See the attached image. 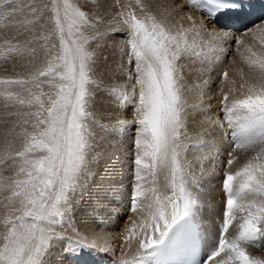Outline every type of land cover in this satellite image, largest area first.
Segmentation results:
<instances>
[{
	"label": "snow or ice",
	"instance_id": "obj_1",
	"mask_svg": "<svg viewBox=\"0 0 264 264\" xmlns=\"http://www.w3.org/2000/svg\"><path fill=\"white\" fill-rule=\"evenodd\" d=\"M92 2L99 7L98 0ZM186 6L207 9L209 16L241 7L238 0H187ZM136 8L140 15L128 5L101 30L97 25L106 23L105 18L82 10L73 0H0V16H31L24 21L31 26L25 32L33 33L23 43L5 40L0 54L7 59L34 56L37 46L44 51L43 64L27 78H0V97L5 107L17 108L9 115L20 121L19 147L0 155V166L15 169L13 176L0 175V195L9 193L0 199L5 209L0 214V264H47L60 241H67V252L101 250L78 230V240L63 231L72 224L75 206L94 181V168L103 155L98 150L103 137L95 128L120 135L134 123L131 211L139 219L126 229L124 240L128 247L135 243L136 255L119 264H166L174 255L188 257L185 264H264V257L247 250L264 239V57L248 58L250 66L259 69V79L241 97L223 96V118L208 117L206 127L190 132V117L199 106L189 105L184 96L183 58L194 48L189 34L203 32L217 42H226L228 34L209 29L203 21L197 24L192 17H187L191 28L169 26L142 0H136ZM116 33L123 34L127 62L135 68L134 77H128L134 79L130 95L135 120L117 118L105 125L94 112L102 88L97 49L105 36ZM44 84L49 91L43 90ZM128 87L114 84L104 90L123 104L130 100ZM209 128L230 143L223 165L224 218L215 238L202 222L204 189L182 160L188 150L185 141H202Z\"/></svg>",
	"mask_w": 264,
	"mask_h": 264
},
{
	"label": "bare ground",
	"instance_id": "obj_2",
	"mask_svg": "<svg viewBox=\"0 0 264 264\" xmlns=\"http://www.w3.org/2000/svg\"><path fill=\"white\" fill-rule=\"evenodd\" d=\"M127 1L128 0H122V2H125L124 4H126ZM250 1H252L259 8H262L264 10V0H250ZM142 2L148 4L150 10L154 14H156L159 19H162L169 26H182L184 29L191 28L193 22H192V20L187 19V17H192L193 20H195V22L197 24H199L201 21H203L208 26L209 29L214 30L217 33H227L228 34V38H227L226 42L214 41L211 36H208L207 34H205L203 32L201 33L200 36H193V34H191V33L189 34V41L190 42H194V46H197L198 49L195 47L197 51H193L191 55L183 58L184 80L185 81L189 80L190 81V82L188 81L189 84H191L192 86H195V87L197 86V88L199 87V89L201 88L202 83H201V85L199 84L200 85L199 86L198 82H200V81H197V80L200 79V78L201 79L203 78L202 77L203 75H202L201 71L199 70L200 68H203V66H204V72L206 71L205 74H207V75L204 74V76L208 77L206 79L207 82H211V80L213 81L214 77L212 79L211 70L213 71L215 68H218V67H219V69L220 68L223 69V67H222L223 65L222 64H223L224 61L219 63V62H216V60L223 59L224 53L226 52V50L229 48L230 44L232 43L231 39H233V40L240 39V41H242L243 39L246 40V38H249L247 35L250 34V33H248V34H246V33L251 31V30H253L254 26H259V28H260V26H261V28L264 27V11H263V13H260V12L256 13L258 10L250 11V10H247L246 8H239L238 10L230 12V13L225 14V15L209 16L207 9L196 10L194 8L187 7L186 6L187 5V0H178V1L177 0H142ZM100 3H101V1H100ZM129 3H131V7H134V9H136L137 14L140 15V12H139L138 8H136V0H131V1H129ZM20 17H22V18H20ZM24 17L22 15L19 16V19H21V20L16 19V16L14 17L16 20H18L17 25L14 28L15 29L14 32L16 30L17 31L18 30L22 31V29H26L25 26H24V21L27 20V19H30V17L29 16H26L25 18ZM234 17H237L239 21H247L246 22V26L247 27L244 30H242V31H235V30H232L231 28L225 27L224 26V22L227 21V20H231ZM3 19H4V17H0V45L1 46L4 45V41L5 40H8L9 35H11V33L8 32V30L10 31L11 27H13L12 24L9 25V23L12 21L13 18L12 19L10 18V20H11L10 22L7 21L8 18L4 19V20ZM23 19H25V20L23 21ZM5 21H7V23ZM105 24H107V23H105ZM26 26H29V25H26ZM29 28H30V26H29ZM256 28H258V27H256ZM255 31H256V29H255ZM28 34H29V37H30V35H31L30 31H28ZM13 35H15V34H13ZM17 35H18V33H17ZM15 38H17V37H15ZM18 38H20V37H18ZM241 38H242V40H241ZM108 39H110V38H108ZM118 40H120V39H118ZM248 40H246V41H248ZM122 41L121 40H120V42L117 41L118 44L120 43V46L122 45L120 47L121 51L127 49V45H123L124 42L122 43ZM203 41H204L205 44L202 43ZM240 41H238V42L240 43ZM244 41H242V42L244 43ZM236 42H234V44H236ZM113 44H116V43L113 42ZM124 44H126V43H124ZM111 46H112V44H111ZM235 46H238V44L235 45ZM110 47H109V49H111ZM115 47H116V45H115ZM252 48L254 49V47H252ZM104 50L105 49H103V51ZM117 50H118V48H117ZM103 51H101V52H103ZM119 53H121V52L119 51ZM115 54H116V52H115ZM117 55H118V52H117ZM21 58L24 59L25 61H27L26 69L29 70V72L33 71L34 67H37L40 64L39 63L40 57H39V60H38L37 53H35L34 56H30L27 53H25V55L23 57H21ZM100 58H101V61H102L101 67H103V68H101V67H99V68L103 69V70H106L107 72L105 74L100 72L99 78L102 79L103 81L104 80L106 81V80L113 79L116 76H117L116 78H118L117 74L119 73V71L117 73V71H114V68H110L111 70L109 71V66L110 67L112 66V63H111L112 61L111 62H109V61L107 62L108 59L107 60L104 59V57L102 55H101ZM15 59L13 57L10 60V63L7 66H4L3 63H0V78H5V77L9 78L10 77V75L6 74V70L7 71L10 70V69H11V71L13 70L12 67H13V62H14ZM23 61H22V64H23ZM187 62L190 65H188ZM17 65H19V64L16 63V67L19 70H17V68H16L17 72H16L15 76L14 75L12 76L13 78H17V77L21 78V76H20L21 72H20V68H19L20 65L19 66H17ZM126 65L127 64H125V66ZM187 66H189V67H187ZM225 68H226V65H225ZM228 70L231 71L232 70L231 67ZM220 71H222V70L220 69ZM236 71L238 72V70H236ZM103 72H105V71H103ZM14 74H15V72H14ZM121 75L122 74H119L120 78H121ZM217 75H218V73H217ZM237 76H239V74H236L235 70L230 72L231 80L236 79ZM246 76H247V82H248V77L249 76L247 74H246ZM239 79L240 80H238V82L236 81L238 87H239V83H244L245 82L247 84L246 81L243 82V80H244L243 78L241 79L239 77ZM124 80H125V78H124ZM241 80H242V82H241ZM249 80H251V79H249ZM119 82H121V81H119ZM131 82L134 83V79H130L129 84H131ZM236 82H234V83L236 84ZM230 83H232V82H230ZM122 84H126V81H123ZM246 84L245 85L242 84V85H244L245 89L247 88ZM207 86H209V88H212V87H210V86H212L210 84L207 85ZM240 87H242V86H240ZM203 88H205V87H203ZM199 89L198 90H194L193 87H192L189 90H192V91L194 90L196 92V96L198 98H201L197 93H199L200 91L202 92L203 90L205 91L206 89H203V90H200V91H199ZM207 89H208V87H207ZM0 90H2V89H0ZM211 91H212V89H211ZM207 92H209V91H207ZM207 92L205 94H207ZM189 93L192 96V93L190 91H189ZM235 93H236V91H235ZM237 95H238V93H236V96ZM239 95H243V93L242 94L239 93ZM186 96H187V92H186ZM202 97H204L203 94H202ZM216 97L218 98V96H216ZM131 98L132 97L130 96V100H131ZM194 98H195V96H194ZM195 100L199 101V99H195ZM210 100H209V102L206 105L204 104L206 111H204V110L203 111L206 112L209 117L215 119V118L218 117L217 116L218 112H217V110L215 108L216 107L215 103L213 104V102H212L214 99L213 100L210 99ZM192 102L193 101L189 100L188 104L190 103V105H191ZM5 103H6L5 100L2 97H0V120H1V118L3 119V117H5V114L7 113L6 110L8 111V114L11 113V112L17 111V108H15V107H11V106L5 107ZM134 103H135V101H134ZM127 104H129V103L127 102ZM130 104H132V103H130ZM193 104L194 103H192V105ZM219 104H221V102H219ZM122 105H124V104H122ZM119 106L122 107V109H119V110L120 111L123 110V106H121V103H120ZM198 106H202V104L198 105ZM114 107H116V106H114ZM106 109H107V107H106ZM126 109H124L123 112ZM196 111H198V110H196ZM121 112L120 113H116L115 112V116L113 115V117H110L109 119L106 117L105 122L106 121L107 122L108 121H116L117 118H119V119H127L126 117H129L128 114L127 115L125 114L126 112L125 113H121ZM105 113H106V110H105ZM8 114H6V115H8ZM109 114H111V113H109ZM195 114H196V112L193 111L192 115L190 117L189 130H190V128H192L191 132H192L193 128L195 129V131L201 130V129L198 130L196 127H194V125H197L200 122H204L202 120H205V119L202 118L203 116L202 117L201 116L195 117ZM201 115H204V114L202 113ZM219 115H222V114H219ZM205 116H207V115H205ZM208 116H207V118H208ZM6 118H7V116H6ZM11 118L12 119H10L8 117L9 120L8 119H5L6 121L4 120L5 122H7V121L9 122L8 123L9 126H7V129H5V130H8V127H13L12 128V133L14 131H16V132L12 136H11L10 133H8L10 131H5L6 133H4L3 135L0 134V155H4V154H6V152H9V151H14L16 148L19 147V144H20V138L18 136V133L20 131V121H19V119L16 116H12ZM219 119H220V117H219ZM1 123H3V122H1ZM1 123H0V125H2ZM6 124L3 123L4 126ZM103 124H105V123H103ZM14 125H15V130H13L14 129ZM201 127H205V126L201 125ZM29 128H30V126H29ZM1 129L2 128L0 126V130ZM9 130H11V128H9ZM212 130H213V132H211V135L213 134L214 137L212 136L213 137L212 138L210 136L211 137L210 140L213 139V141L211 142L210 145L204 143V146L200 145L199 147H196L195 144H197V142L195 143V139H193L194 140L193 142L195 144L192 143V140H186V144L188 142L190 145L193 144L196 147V148H193L194 146H192V148L190 147V149H189L190 150L189 151L190 152L189 153L190 156L189 157L192 158V159L195 158V160L197 162V167L195 166V168H194V165H193V168L194 169L197 168L195 170L196 172L198 170L197 173L201 172V171H199V169L202 168V173H200L198 175H202L204 177H207L206 179L208 181L205 179L207 181L206 185H207V183L209 184V181H210L208 179V177L211 178V179L212 178L214 179V177H217L218 175H220L221 172L225 169L224 168L222 170L220 168L219 163L217 162L218 157L220 156V154H219V156L218 155L215 156L217 158H214L213 153L218 149L219 152H224V153H221V154H226V156H227V149H228V146L230 144L229 140H228V142H225V139L221 138L219 130H214V129H212ZM95 131L98 132L97 133L98 136L103 137V140L100 143V145L102 146L103 151L99 150L100 152L103 153V155H102V157L100 159V162L98 163L100 165V167L96 168L98 170V175L95 178V180L91 183V188L93 190H91L86 196L84 195L85 200H87V202L90 201L89 203H86L87 207H88V204L90 206L88 208L85 207V211H83L81 209L80 211L77 210L75 212V215L79 214V215L75 216V218H74V222H75L76 226H74V227H71V226L66 227V233H65L66 235L65 236L71 237L72 240H78V239H80V236L77 235V231H76V230H78V232L81 235H87L90 238L94 239L96 244H97V246L101 250L93 251V250L85 248V249H80V250L75 251V252H67V251H64V249L68 246L67 241H60V242H57L55 247L52 248L51 254L47 257V264H119V262L121 260H123L125 258L131 259L133 256L136 255V245H135V243H133L131 247H128L126 242H125V240H124V235H125L126 229H128L131 226L133 221H138V219H139L138 215L136 213H127V214H125L122 211L124 206L121 207L122 209H120V207H119L117 210H112L110 212L109 209H112L113 208L112 206H111L112 208H110L108 203L99 202V200H97V198H96L97 197L96 195H95L96 199L93 198V196H94L93 192L96 189V186H98L99 184H101L103 182L104 183L107 182V184H105V186H107V191L108 192H110L109 190L112 189L113 193H111V194H113V196L111 197L112 198L111 202H114V204H112V205H115L116 201L121 200V198L124 199V196L126 197V195L129 194L128 191L130 189H128V191H127V187H128V184H130L129 183V178H130L129 173L131 171L130 172L128 171V164H130L132 162H130L129 159L126 160V158L129 157V153H130L129 152L130 151L129 150V146H130L129 142L132 140V137L129 136V134L132 131L130 129H128L127 131H125L122 134V136H120V135L117 136L118 138L120 137V139H117V137L115 138L116 134H114L112 132L102 131L99 128H95ZM195 131H193V132H195ZM230 132H231V130H229V133ZM8 135L10 137H8ZM209 135H206L208 137H206L205 135L204 136L209 139ZM198 142H203V140L202 141H198ZM213 142H216V143H214L215 147H213ZM108 146L111 147V148L110 149L107 148ZM224 147L226 149H224ZM7 150H9V151H7ZM104 150H105V152H104ZM227 157H224V158H226V161H227ZM222 158H223V155H222ZM102 159H104V160H102ZM215 160L218 163V165H215V164H217V163L214 162ZM103 161H105L104 165L102 164ZM106 161H108L109 163H106ZM221 161L222 160H220L219 162H221ZM224 162L225 161H222L223 165H224ZM191 165H192V163H191ZM2 167L3 166H0V168H2ZM13 169H14V167L7 166V167L4 168V171L2 169V172H5V176H8L9 173H11ZM133 175H131V176H133ZM198 179H199V176H198ZM201 180H202V177H201ZM163 181L165 182V180L162 179V182L160 184L161 186H163L162 184H164ZM212 185H213V183H212ZM131 186H130V188H131ZM101 188H103V186H101ZM206 190H208V192L204 191L205 194H203V193L201 194L202 200L204 202V208H203V211H202V214H201L202 215V222H203L205 228L207 229L208 233L213 238H215L216 235L218 234L219 227H220V225L223 222V218H224L223 214H224V211H225L226 198H225V194L223 192V189L221 190V192H217V191H215V189L211 190V191H209V189H206ZM8 194L9 193L5 192L3 195H8ZM3 195H0V199H3ZM85 200H84V202H85ZM123 203H124V201H123ZM79 204H81V202ZM120 205L122 206L123 204H120ZM116 206H118V205H116ZM79 208H81V207H79ZM114 208H115V206H114ZM127 208H128V206H127ZM100 210H101V212H100ZM130 210H131V208H128L127 211L131 212ZM4 211H5V209L3 208L2 205H0V214H2ZM78 216H79V218H81L83 220L82 224H77V221H78V223H80V220L75 221L78 218ZM238 218H239V215H238L237 219ZM84 222H85V224H84ZM0 230H2V226H0ZM116 241L119 242V249H118L117 252H114L115 246L118 245L117 244L118 242H116ZM115 244H117V245H115ZM104 248H107L108 250L104 251L103 250ZM106 252H107V255H108L107 258L104 256Z\"/></svg>",
	"mask_w": 264,
	"mask_h": 264
},
{
	"label": "rangeland",
	"instance_id": "obj_3",
	"mask_svg": "<svg viewBox=\"0 0 264 264\" xmlns=\"http://www.w3.org/2000/svg\"><path fill=\"white\" fill-rule=\"evenodd\" d=\"M100 1H101V3H100ZM129 1H131V0H128L127 2H126V4H124L125 2H122V0H98V3H99V7L97 8L94 4H93V2H92V0H73V2H75V3H77L79 6H81V8H82V10H85V11H88L89 9H91V11H94V12H97V14L98 15H100V16H103L104 18H105V21H106V23L107 22H112V18H113V16L115 15V13L117 12V11H119V10H127V6L128 5H131V3H129ZM178 1V0H177ZM45 2H46V0H45ZM117 5L119 6V7H117ZM102 7V8H101ZM133 9H134V7H132ZM139 10V9H138ZM19 16H21V15H19ZM19 16L17 15L16 16V19H18V20H21V19H19ZM23 17H24V15H22ZM0 17H2V16H0ZM26 17V16H25ZM24 17V18H25ZM30 17V19L32 18L31 16H29ZM13 18V19H12ZM20 18H22V17H20ZM5 19V18H4ZM3 19V20H4ZM11 19H12V21L10 20V18H8V22H10L9 23V25H13V27H11V29H10V31L8 30V32H10L11 33V35H9V38H8V40L9 41H11V42H20V43H23V41H25V40H27V39H30L31 37H32V32L30 31V37H29V34H28V31L24 34V36L23 35H20L19 33H21V32H25V29H22V31L21 30H16L15 32H14V28L16 27V25H17V22H18V20H16L14 17H11ZM15 19V20H14ZM25 19H23V21H24ZM7 21H5L6 23H7ZM13 22V23H12ZM24 26H25V28H29V26H26L25 25V23H24ZM108 26V23L107 24H105V23H103V24H99V25H97V27L98 28H100L101 30H103V29H105L106 27ZM31 27V26H30ZM247 26H245V27H243V28H241L239 31H242V30H244L245 28H246ZM256 27H258L259 28V26H254L253 27V30H251V31H249V32H247L246 34H248V33H250V34H248L247 36L249 37V38H246V40H248V41H246L245 39H243L242 40V38H241V40L242 41H244V43H239L238 41H240V39H238V40H233V39H231V44H230V46H229V48L226 50V52L224 53V55H223V59H218V60H216V62H219V63H221L222 61H224L223 62V69L222 68H220L222 71H220V69H219V67L218 68H215L213 71L211 70V72H212V79H213V77H214V79H213V81L211 80V82H207V76H204V74H205V72H204V64L202 65L203 66V68H200L199 70L201 71V73H202V79L200 78V79H198L197 81H200V82H198V85L200 84L201 85V83H202V86H201V88L199 89V87L197 88V86L195 87V86H192L191 84H189V82L188 81H183V83H184V85H185V92H184V96L186 97V100H187V102L189 101V100H191V101H193L192 103H194L193 105H201L202 104V106H199L198 107V111H194V112H196V114H195V117H199V116H203L202 118L203 119H207V116H208V114L206 113V112H204V111H206V109H205V105L209 102V100L210 99H214L212 102H213V104L215 103V108H216V110H217V118H219L220 117V119H222L223 118V113L220 111V105L221 104H219V102H221L222 101V99H223V96L225 95V94H227L228 96H229V100H231V99H233V98H238V97H241L242 95H239V93H245L246 91H247V88L245 89V87L243 88V87H240V86H242V84H246L244 81H246L247 82V76H246V74L249 76L248 77V82H247V84H246V86H248V85H250V84H252L253 82H256V81H258V79H259V69L258 68H255V67H253V66H250V64L248 63V58L251 56V58L252 59H256L257 57H264V27H262L261 28V26H260V28L258 29V28H256ZM13 28V29H12ZM255 29H256V31H255ZM254 32V33H253ZM17 33H18V35H17ZM13 34H15V35H13ZM252 34V35H251ZM26 35V36H25ZM257 35V36H256ZM251 36V37H250ZM15 37H22L21 39L20 38H15ZM119 37V38H118ZM243 37V36H242ZM24 38V39H23ZM108 38H110V39H108ZM120 39L121 41H122V43L124 42V43H126L125 42V40H124V37H123V34L122 33H116V34H114V35H107V36H105L104 37V39H103V42H102V46L100 47V48H98L97 49V51H98V53H99V56H98V64H97V69H98V71H97V75L99 76L100 75V72H102L103 74H105L107 71L106 70H103V69H100L99 67H101V64H102V61H101V55L104 57V59H108L107 60V62L109 61V62H111L112 63V66L110 67L109 66V71L111 70L110 68H114V71H117V73H118V71H119V73L117 74L118 75V78H116V77H114L113 79H110V80H102V79H100L101 80V82H102V88L100 89V90H98L97 91V93H96V99H95V101H94V112L97 114V116L99 117V119L101 120V122L102 123H105V125H112V124H114L115 123V121H106L105 122V119H106V117L109 119L110 117H113V115L115 116V112L116 113H120L121 111V113H125L126 115L128 114V116L129 117H126L127 119L126 120H135V111H134V109H135V103H134V98H131V100H129V104H127V102L126 103H123L124 105H122L121 104V106H123V110L124 109H126L124 112H123V110H119V109H122V107H120L119 105H120V102L119 101H117L116 99H114L112 96H110V95H108L107 94V92L104 90V89H106V88H108V86L110 85H114V84H122V82L123 81H126V84H122V85H127V86H129L128 87V92H129V94L131 93V85H133L134 83L133 82H131V84H129V81H130V79L128 78L129 76L128 75H132V76H134V74H135V68H134V66L133 65H130L128 62H127V56H126V50H122L121 51V49H120V47L122 46H120V43L118 44V42H120V40H118V39ZM118 41V42H117ZM237 41V42H236ZM113 42H115L116 44H113ZM234 42H236V44H234ZM246 42V43H245ZM251 42V43H250ZM123 43V45H126V44H124ZM203 44H205L204 43V41L202 42ZM111 44H112V46H111ZM201 44V43H200ZM199 44V45H200ZM238 44V46H235V45H237ZM115 45H116V47H115ZM1 46V45H0ZM3 46V45H2ZM93 48H95L96 47V44L95 43H93L92 45H91ZM111 46V47H110ZM118 46V47H117ZM105 47V48H104ZM109 47L111 48V49H109ZM197 48V46H194V48H193V51H197L196 50V48ZM252 47H254V49L252 48ZM39 46H37V55H38V60H39V57H40V60H39V65L38 66H41L42 64H43V61H44V51H43V49L42 48H40ZM113 48V49H112ZM116 48V49H115ZM117 48H118V50H117ZM102 49V50H101ZM103 49H105L104 51H103ZM120 49V50H119ZM195 49V50H194ZM198 49V48H197ZM249 49H251V51H249ZM101 51H103V52H101ZM119 51L121 52V53H119ZM253 51V52H252ZM115 52H116V54H115ZM117 52H118V55H117ZM102 53V54H101ZM252 53H256V56L255 57H253L252 56ZM107 54V55H106ZM114 54V55H113ZM40 55V56H39ZM14 57V62H13V67H12V71H11V69L10 70H6V74L7 75H10V77L9 78H13L12 76L14 75H16V72H17V70H19L17 67H16V63L17 64H19V65H17V66H19V68H20V72H21V74H20V76H21V78H27L28 76H29V70H27L26 69V67H27V61H25L24 59H22L20 56L18 57H16V55H13V56H10V57H8L7 59L2 55V54H0V63H3V65L4 66H7L9 63H10V60L12 59ZM117 57V58H116ZM125 57V58H124ZM18 59V60H17ZM20 59V60H19ZM24 60V61H23ZM105 60V61H106ZM125 60V61H124ZM19 61V62H18ZM22 61H23V64H22ZM114 62V63H113ZM226 62V63H225ZM125 64H127L126 66H125ZM187 64H188V62H187ZM202 64V63H201ZM23 65V66H22ZM118 65V66H117ZM188 65H190V64H188ZM225 65H226V68H225ZM37 66V67H38ZM187 67H189V66H187ZM230 67H231V71H234L235 70V72H236V74H239V76H237L236 77V79H233V80H231V77H230V72L231 71H229L228 69H230ZM250 67V68H249ZM16 68H17V70H16ZM101 68H103V67H101ZM116 68V69H115ZM128 69V70H127ZM219 69V70H218ZM127 70V71H126ZM236 70H238V72L236 71ZM103 71H105V72H103ZM126 71V72H125ZM217 71V72H216ZM14 72H15V74H14ZM243 72V73H242ZM256 72V73H255ZM111 73V72H110ZM116 73V72H115ZM216 73V74H215ZM217 73H218V75H217ZM224 73H227V78H225V76H224ZM28 74V75H27ZM119 74H122L121 75V78L119 77ZM205 75H207V74H205ZM125 78V80H124V78ZM239 77L242 79H244L243 80V82L244 83H239V87H238V85H237V82H238V80H240L239 79ZM246 77V78H245ZM120 78V79H119ZM249 79H251V80H249ZM123 80V81H122ZM187 80V79H186ZM119 81H121V82H119ZM133 81V80H132ZM237 81V82H236ZM252 81V82H251ZM107 82V83H106ZM128 82V83H127ZM230 82H232V83H230ZM234 82H236V84L234 83ZM240 82V81H239ZM241 82H242V80H241ZM251 82V83H250ZM208 83V84H207ZM230 83V84H229ZM212 85V86H210V87H212V88H209V86H207V85ZM241 84V85H240ZM190 85V86H189ZM199 85V86H200ZM189 88H188V87ZM42 87H43V90L44 91H49V87H48V85L47 84H44V85H42ZM187 87V88H186ZM193 87V89L194 90H198L199 89V91L200 90H203V89H206L205 91L207 92V91H209V92H207V94H205L206 92L203 90L202 92L200 91L199 93H197L201 98H198L197 96H196V92L194 91H192V90H189V89H191V88ZM195 87V88H194ZM203 87H205V88H203ZM207 87H208V89H207ZM242 88V89H241ZM188 91H187V90ZM211 89H212V91H211ZM217 90V91H216ZM233 90V91H232ZM245 90V91H244ZM189 91L192 93V96H191V94L189 93ZM235 91H236V93H238V95L236 96V93H235ZM244 91V92H243ZM186 92H187V96H186ZM102 93V94H101ZM214 95H213V94ZM219 93V94H218ZM221 93V94H220ZM231 93V94H230ZM189 94V95H188ZM202 94L204 95V97H202ZM210 94V95H209ZM224 94V95H223ZM195 96V98H194V96ZM212 95V96H211ZM131 96V95H130ZM191 96V97H190ZM216 96H218V98L216 97ZM231 96V97H230ZM189 99H188V98ZM193 100H192V99ZM108 99V100H107ZM195 99H199V101L198 100H195ZM203 99V100H202ZM216 99V100H215ZM131 101V102H130ZM211 101V100H210ZM217 103H216V102ZM199 102V103H198ZM203 102V103H202ZM118 103V104H117ZM130 103H132V104H130ZM192 103H191V105H192ZM205 104V105H204ZM118 105V106H117ZM134 105V106H133ZM189 105H190V103H189ZM197 105V106H198ZM114 106H116V107H114ZM204 106V107H203ZM106 107H107V109H106ZM114 108V109H113ZM117 108V109H116ZM202 108V109H201ZM204 108V109H203ZM105 110H106V113H105ZM201 110V111H200ZM204 110V111H203ZM203 111V112H202ZM6 114H8V111L6 110ZM129 112V113H128ZM133 112V113H132ZM109 113H111V114H109ZM204 114V115H201V114ZM5 114V117H3V119L1 118V122H3L4 124H8L9 122L7 121V122H5L6 120L5 119H8V117L10 118V119H12L11 117H12V115H6ZM219 114H222V115H219ZM131 115V116H130ZM205 115H207V116H205ZM6 116H7V118H6ZM222 116V117H221ZM209 117V116H208ZM217 118H215V119H217ZM3 120V121H2ZM5 120V121H4ZM9 120V119H8ZM205 120H202V121H205ZM0 122V123H1ZM3 123H1L2 125H0L1 126V130H0V134L1 135H3L4 133H6L5 131H10V132H8V133H10L11 134V136L16 132V131H14L13 133H12V128L13 127H8V130H5V129H7V126H9V124L7 125H3ZM200 124V125H199ZM199 124H197V125H194V127H196L198 130L199 129H201L202 127H201V125L202 126H205L206 127V125H204V123L203 122H200ZM4 127V128H3ZM137 125L134 123L131 127H130V130L132 131V132H130V134H129V136H131L132 137V140L129 142V157H127L126 158V160L127 159H129L130 160V162H132V163H130V164H128V171L130 172L129 173V176H130V178H129V183L130 184H128V187H127V191H128V189H130L129 191H128V195H126V197L124 196V199H122L121 198V200H119V201H116L115 202V205H112V204H114V202H111L112 201V196H113V194H111V193H113L112 192V189H110L109 191L110 192H108L107 191V186H105V184H107V182H103V183H101V184H99L98 186H96V189L94 190V196H93V198L94 199H96L97 198V200H99V202H101V203H108V205H109V207L110 208H112V209H109V211L111 212L112 210H117L119 207H120V209H122L121 207H123V209H122V211L125 213V214H127V213H134V212H132L131 210V212H129V211H127L128 210V208H131V206H132V200H131V196H132V193H133V184H134V168H135V165H134V159H135V152H136V149H135V139L137 138V135H136V129H137ZM9 128H11V130H9ZM4 129V130H3ZM191 129L192 128H190V132H191ZM210 130V131H209ZM2 131V132H1ZM4 131V132H3ZM135 131V132H134ZM193 131H195V129L193 128V130H192V132ZM211 132H213V130L212 129H208V132L207 133H205L204 135L206 136V135H209V139L208 138H206V137H208V136H204L203 135V142H198V141H200V140H196L195 139V143L197 142V144H195L193 141V139H191L192 140V143H194L195 145H196V147H199L200 145L201 146H204V143L205 144H211V142L213 141V139L212 140H210V138L213 136V134L211 135ZM98 133V132H97ZM9 134V135H10ZM115 134V133H114ZM8 135V137H10ZM117 136H119V135H115V138L117 137ZM120 136H122V134H120ZM211 136V137H210ZM7 137V138H8ZM100 137V136H99ZM214 137V136H213ZM212 137V138H213ZM117 139H120V137L118 138L117 137ZM206 139V140H205ZM209 141V142H208ZM216 141V140H215ZM225 142H228V140L227 139H225ZM131 143V144H130ZM185 143H186V141H185ZM203 143V144H202ZM214 143H216V142H213V145H214ZM187 145H188V150H187V152H185L184 153V156L182 157L183 159L182 160H186V166L188 167V166H190L191 165V163H192V165L190 166L191 167V169H193V171H195L196 169H194L195 168V166L197 167V162H196V160H195V158H190L189 156H190V147L192 148V146H194L193 148H196L195 147V145H193V144H189L188 142H187ZM131 147V148H130ZM217 147V146H216ZM229 147H230V144H229V146H228V149H229ZM99 148L100 149H98V150H101V151H103V149H102V146L101 145H99ZM107 148H111V147H107ZM224 149H226L225 147H224ZM227 149V150H228ZM7 151H9V150H7ZM104 152H105V150H104ZM221 153H224V152H219V154H220V156L218 157V160L220 161V160H222V161H225L224 162V165H226V158H224V157H227L226 156V154H221ZM131 155V156H130ZM217 155V151H215L214 153H213V156H214V158H217V157H215ZM222 155H223V158H222ZM188 158V159H187ZM229 157H227V159H228ZM192 159V160H191ZM225 159V160H224ZM102 160H104V159H102ZM217 160V159H216ZM216 160L214 161L215 163H219V165H220V168L223 170L224 169V167H222L223 166V164H222V161L221 162H219L218 160H217V162H216ZM109 161V160H108ZM108 161H106V163H109ZM189 161V162H188ZM105 161H103L102 162V164L104 165L105 163H104ZM243 162V160L241 159V161H238L236 164L234 163L233 165H232V169L231 170H235L236 169V167H237V164H239V163H242ZM218 163L217 164H215V165H218ZM221 163V164H220ZM102 165V166H103ZM133 165V166H132ZM193 165H194V168H193ZM100 167V165L99 164H97L96 166H95V168H94V172H95V178L97 177V175H98V170L96 169V168H99ZM132 167V168H131ZM4 168H5V166H3L2 168H0V175H3L4 177H8V176H13L14 175V173H15V169H13L12 170V172L11 173H9V175L8 176H5V172H2V169H3V171H4ZM221 170V171H222ZM226 169H224L223 171H225ZM199 171H201V172H199V173H197L198 172V170H197V172L195 171V173H196V175H197V179H198V176H199V179L198 180H200V183H201V187L204 189V191L206 192H208V190H206V189H209V191H211V190H214L215 189V191H217V192H221V190H222V179H223V175H224V172L222 171L221 172V174L220 175H218L217 177H214V179L212 178H209L208 177V179L211 181H209V184L207 183V185H206V182L208 181L206 178L207 177H204V176H202V175H198V174H200V173H202V168H200L199 169ZM131 175H133V176H131ZM159 177H160V179H159V183L161 184V182H162V179H164L163 177H164V173L163 172H161L160 174H159ZM201 177H202V180H201ZM132 178V179H131ZM207 181H206V180ZM95 180V179H94ZM213 180V181H212ZM133 182V183H132ZM163 183H165L164 181H163ZM211 183V184H210ZM212 183H213V185H212ZM206 186H205V185ZM132 185V186H131ZM162 185H164V184H162ZM211 185V186H210ZM101 186H103V188H101ZM130 186H131V188H130ZM146 186H148L147 185V183H146ZM209 187V188H208ZM91 190H93L92 188H91V185L89 186V188H88V190L84 193V195L86 196ZM202 192L203 194H205V192ZM201 193V194H202ZM84 195H83V197L81 198V200H80V202H81V204H77L76 206H75V212L77 211V210H83V211H85V207L86 208H88L90 205L88 204V207H87V205H86V203H89V202H87V200H85V198H84ZM97 197H96V196ZM111 195V196H110ZM123 196V195H122ZM121 196V197H122ZM96 197V198H95ZM114 199V198H113ZM84 200H85V202H84ZM104 201V202H103ZM123 201H124V203H123ZM127 201V202H126ZM83 203V204H82ZM117 203V204H116ZM111 204V205H110ZM120 204H123L122 206L120 205ZM83 205V206H82ZM116 205H118V206H116ZM112 206V207H111ZM114 206H115V208H114ZM127 206H128V208H127ZM79 207H81V208H79ZM75 212H74V216H73V220H72V224L70 225L71 227H74V226H76V224H75V222H74V218H75V216H77V215H79V214H76L75 215ZM100 212H101V210H100ZM77 220H80V223H78V221ZM75 221H77V224H82L83 223V220L81 219V218H79V216H78V218L75 220ZM82 221V222H81ZM236 222V223H235ZM234 223H233V225H232V229L230 228V233H232V234H235L234 233V229L236 228V226H237V224L239 223V218L235 221ZM84 224H85V222H84ZM66 227H69L68 225L67 226H65V228ZM58 231H60L61 229H60V227L58 226V229H57ZM114 230V229H113ZM64 233H63V235H66L65 233H66V230H64L63 231ZM87 232V231H86ZM118 232V231H117ZM116 242H118V241H116ZM118 244V245H117ZM117 244H115V245H117V246H115V250H114V252H117L118 251V249H119V242L117 243ZM257 244L259 245L258 247H254V246H249L248 247V252L251 254V255H254V256H262V257H264V239H262L261 241H258L257 242ZM118 247V248H117ZM117 249V250H116ZM106 258H107V252L105 253V255H104Z\"/></svg>",
	"mask_w": 264,
	"mask_h": 264
},
{
	"label": "water",
	"instance_id": "obj_4",
	"mask_svg": "<svg viewBox=\"0 0 264 264\" xmlns=\"http://www.w3.org/2000/svg\"><path fill=\"white\" fill-rule=\"evenodd\" d=\"M238 2H239V3H241V4H244V2H243V1H241V0H238Z\"/></svg>",
	"mask_w": 264,
	"mask_h": 264
}]
</instances>
